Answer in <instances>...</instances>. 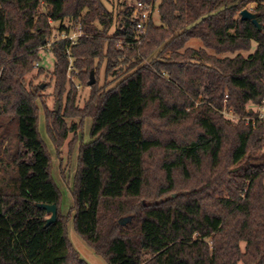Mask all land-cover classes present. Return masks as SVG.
Instances as JSON below:
<instances>
[{
  "label": "trees",
  "instance_id": "16d2710c",
  "mask_svg": "<svg viewBox=\"0 0 264 264\" xmlns=\"http://www.w3.org/2000/svg\"><path fill=\"white\" fill-rule=\"evenodd\" d=\"M106 1L0 0V264H87L69 220L107 264H264V0H159L140 44L128 0L117 16ZM248 4L259 30L241 20ZM64 20L83 35L49 46L58 99L68 72L117 81L95 82L82 109L66 93L64 116L91 119L66 215L39 111L57 150L68 130L27 82ZM38 204L56 205L55 222Z\"/></svg>",
  "mask_w": 264,
  "mask_h": 264
},
{
  "label": "rangeland",
  "instance_id": "374dc122",
  "mask_svg": "<svg viewBox=\"0 0 264 264\" xmlns=\"http://www.w3.org/2000/svg\"><path fill=\"white\" fill-rule=\"evenodd\" d=\"M157 2H159V0ZM105 5L114 16H117L119 10L121 9V2H119L118 0H108L105 2ZM126 5H133V1H126ZM254 7V4H248L245 9L252 12ZM41 10L42 12L45 11L44 6H41ZM153 20L155 21L156 25H160V21L157 17V14H154ZM61 26H63L64 28H69L70 24L67 20L62 21L61 23H51L52 38L50 40V44L45 49L39 52L40 61L38 63L40 64V67L44 70V73L40 75L37 74V68L34 67L33 71L27 76V82H31L33 87H40L41 85H43V88L40 89L38 92V103H43L49 113L53 111L59 113L68 130L66 138L57 150L52 144V141L47 133L46 118L44 112H42V110L39 111L38 130L44 143L46 144V147L51 157L52 179L61 194L60 212L62 215H66L72 206L71 190L77 168V153L79 151L80 145L88 143L90 141L89 133L91 128V119H85L82 124V127H79L80 120L78 118L64 116V111L67 105L66 93L71 90L72 94L75 95L73 106L76 109H82L86 101L89 99L91 87H89L86 83L79 81L75 76L71 75L70 72H68L67 81L69 83L67 82L66 84V91L62 99L59 100L54 92V81L51 77V72L53 71L54 65V57L50 51L49 46L54 41H56L58 37H62L64 34H72L75 28L70 27L67 30L64 29L63 31H60ZM119 44L120 43H118L117 45ZM117 45L116 48L118 49ZM188 45L195 49L200 48L202 46L198 40H191ZM252 51L242 52V54L243 56H247ZM227 55L229 54L220 55V57H224ZM94 78L97 84L96 86L103 89L112 88L117 83L116 79L113 76H106L104 74L103 66L100 67L99 72L97 74L94 73ZM56 108L58 109L57 111ZM247 108L251 110H258V108L252 104H249ZM9 136V138H11L12 135ZM5 145L6 143H4V146ZM67 237L70 244L77 252L79 258L85 261L87 264H107L100 256L96 255L93 252V250L86 244V242L81 237H79L75 233L71 220H69L67 224Z\"/></svg>",
  "mask_w": 264,
  "mask_h": 264
},
{
  "label": "built area",
  "instance_id": "2783aa9c",
  "mask_svg": "<svg viewBox=\"0 0 264 264\" xmlns=\"http://www.w3.org/2000/svg\"><path fill=\"white\" fill-rule=\"evenodd\" d=\"M132 6V19L135 23V44H140L143 37L146 34L147 28L151 22V20L154 19V14H157L158 12V2H151L149 4L144 3L142 1L135 0L133 1ZM82 29L80 26H76L74 28V31L70 35H63L62 37H58V40H67L71 46L76 45L77 40L80 36H82ZM55 41V42H56ZM132 45V44H131ZM118 49H122L121 44L117 45ZM39 66V63L35 64V67L37 68ZM261 115L259 116L260 119L264 120L263 116V110H261Z\"/></svg>",
  "mask_w": 264,
  "mask_h": 264
},
{
  "label": "water",
  "instance_id": "95a60500",
  "mask_svg": "<svg viewBox=\"0 0 264 264\" xmlns=\"http://www.w3.org/2000/svg\"><path fill=\"white\" fill-rule=\"evenodd\" d=\"M240 16H241V20L246 21V20H250L251 23L259 30L260 29V25L257 21L256 15L253 14L252 12L244 9L240 12ZM95 78H94V70H92L90 72V76H89V81L87 83V85L89 87L93 86L95 84ZM41 88H43V85H41ZM58 109L56 108V111ZM38 208H42L46 211V213L49 215V217L46 219V223L45 226H48L50 224H52L53 222H55L56 220V216H57V208L56 205L52 204H38L37 205ZM131 220L130 217L128 218H124L119 220V224L121 225H125L126 223H128Z\"/></svg>",
  "mask_w": 264,
  "mask_h": 264
}]
</instances>
